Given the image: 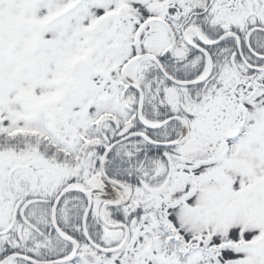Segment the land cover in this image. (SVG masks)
Instances as JSON below:
<instances>
[{"label": "snow or ice", "instance_id": "snow-or-ice-1", "mask_svg": "<svg viewBox=\"0 0 264 264\" xmlns=\"http://www.w3.org/2000/svg\"><path fill=\"white\" fill-rule=\"evenodd\" d=\"M0 264H264V0H0Z\"/></svg>", "mask_w": 264, "mask_h": 264}]
</instances>
